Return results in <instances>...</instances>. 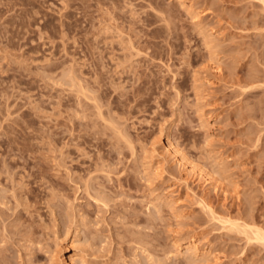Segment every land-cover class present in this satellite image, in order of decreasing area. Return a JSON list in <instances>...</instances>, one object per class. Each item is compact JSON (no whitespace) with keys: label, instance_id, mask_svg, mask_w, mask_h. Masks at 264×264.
<instances>
[{"label":"rangeland","instance_id":"rangeland-1","mask_svg":"<svg viewBox=\"0 0 264 264\" xmlns=\"http://www.w3.org/2000/svg\"><path fill=\"white\" fill-rule=\"evenodd\" d=\"M259 231L263 1L0 0V264H264Z\"/></svg>","mask_w":264,"mask_h":264},{"label":"bare ground","instance_id":"bare-ground-1","mask_svg":"<svg viewBox=\"0 0 264 264\" xmlns=\"http://www.w3.org/2000/svg\"><path fill=\"white\" fill-rule=\"evenodd\" d=\"M261 1H263V3H264V0H261ZM176 152V151H175ZM202 172L203 171H201L200 172V174H202ZM248 227V226H247ZM253 229V228H252ZM246 231V230H245ZM253 231V230H252ZM260 232V231H259ZM258 233V232H257ZM260 233H262V232H260ZM263 234V233H262ZM257 235V234H256ZM257 236H255V238H256ZM258 239H262V241L264 240V234L263 235H258V237H257V240ZM65 263L66 264H75L76 263V260H75V258H66V261H65Z\"/></svg>","mask_w":264,"mask_h":264}]
</instances>
